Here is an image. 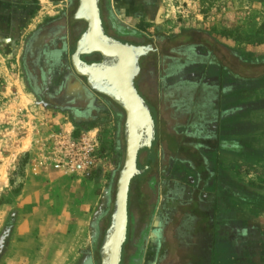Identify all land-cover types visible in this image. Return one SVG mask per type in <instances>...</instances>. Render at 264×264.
Masks as SVG:
<instances>
[{
  "label": "rangeland",
  "instance_id": "obj_1",
  "mask_svg": "<svg viewBox=\"0 0 264 264\" xmlns=\"http://www.w3.org/2000/svg\"><path fill=\"white\" fill-rule=\"evenodd\" d=\"M55 1L0 0V177L7 175V184L0 188V264H101L100 248L111 224L125 161V111L120 105L91 90L83 76L88 96L74 109L55 93L63 76L78 75L72 55L87 28L86 21L74 17L79 0ZM108 2L101 0L108 35L156 48L142 56L135 79L151 107L156 135L152 145L138 154L137 165L143 172L131 181L128 233L120 264H146L148 239L161 228L163 249L157 264H264V0H145L142 10L129 7L127 18L113 13ZM69 25L75 30L69 50L67 36L65 44L48 35L41 43V47L57 45L54 54L63 53L65 66L49 64L47 59L33 63L27 52L37 29L52 26L63 37ZM88 56L100 59L99 53ZM214 62L221 67L217 72L213 66L208 70L203 66ZM43 69L47 83L35 93L30 76H40ZM197 69L203 73H194ZM222 75L216 94L210 78ZM166 76L172 78L166 80ZM224 81L227 95L223 94ZM203 84H209L208 88ZM166 87L173 94L166 100L168 107L170 102L185 104L179 121L197 124L207 117L204 129L212 127L227 137L222 142L227 157L218 159L217 166L226 167L227 173L199 174L183 163L178 165L185 170L183 174L165 173L171 149L175 151L179 144L174 159L189 160L199 170L204 159L197 150L189 151L188 144L213 145L209 138L185 135L187 127L179 137L165 124L160 135V122L147 97L156 104ZM99 97L111 106L104 115ZM78 107L80 115L75 112ZM114 112L120 114L119 130L108 121ZM168 113L164 114L167 121ZM90 131L100 140L99 160L85 171L56 168L62 159L60 138H80ZM158 135L164 138L161 145ZM160 147L161 171L144 168L149 160L145 162L142 156L149 152L151 159ZM188 185L195 188V203L204 186L214 187L210 199L216 197L227 209L216 210L220 217L216 229L227 232V250L220 248L222 242L213 246L203 220L194 221V211L193 221L189 220L190 211L185 209L192 207L184 204L182 196ZM212 211L202 218L209 227ZM184 230L188 243L202 249L198 261L191 253L176 252L185 244L179 240ZM165 247L171 252L164 253Z\"/></svg>",
  "mask_w": 264,
  "mask_h": 264
},
{
  "label": "water",
  "instance_id": "obj_2",
  "mask_svg": "<svg viewBox=\"0 0 264 264\" xmlns=\"http://www.w3.org/2000/svg\"><path fill=\"white\" fill-rule=\"evenodd\" d=\"M74 17L87 22L72 55L74 71L85 77L91 90L109 97L125 111V161L117 181L111 224L100 248L101 264H120L128 233L130 185L132 179L143 172L137 165L138 154L152 145L156 135L151 107L135 82L141 69L140 58L154 48L123 42L108 35L100 0H79ZM92 53H99L101 60L89 63L82 59V55Z\"/></svg>",
  "mask_w": 264,
  "mask_h": 264
},
{
  "label": "crops",
  "instance_id": "obj_3",
  "mask_svg": "<svg viewBox=\"0 0 264 264\" xmlns=\"http://www.w3.org/2000/svg\"><path fill=\"white\" fill-rule=\"evenodd\" d=\"M56 1H58V0H56ZM144 2H145V0H109L108 3H110V8H111L113 13L117 14L121 18H127V16H129V14H130L129 7L138 8V6H140L138 10H142L141 6L144 5ZM203 66H206V68H207L206 70H208V68H210L209 66H213V68H214L213 71H216V72L219 71V69L221 68L219 66V64H216L215 62H214V65H212V64L210 65V64H206L205 63ZM200 70H202V69H200ZM193 72L194 73L198 72V75L203 73L202 71L200 72L199 69H197L196 71H193ZM223 76L224 75H222L220 77L219 76H214V77L210 78V80L212 82L213 89L215 90L216 94L220 92V86H221L220 83H221V80L223 79ZM171 78L172 77H170V76H168V77L166 76L165 77L166 80H169ZM225 78L226 77H224V80H225ZM203 86L204 87L207 86V88H208L209 84H205V85L203 84ZM223 87H224L223 94L227 95V84H225V81H224ZM170 89H169V87H166V89H164L166 91L163 90L161 92V94L159 93V98L155 99L156 100V104L152 103L150 101V99L146 96L147 100L155 108L157 119L160 122V127H159L160 135H164L162 133V131H163L162 126L164 127L165 124H168L169 126H171L172 130H170V131L171 132L174 131L176 136L179 135V137L181 136L179 132H184L183 129H185L187 127L186 129H188L189 132L186 130V132H188V133L185 134V135H187L189 137L193 136V137H197V138H201V137L209 138V139L213 140V145H210L208 143L201 144V143H198V142L196 143V142H193V141H190V143L188 144V149H190L189 151L197 150L198 154H200L201 159H204L203 168H201L200 170H199V168L197 169L196 167H193L192 164H191L192 162L189 161V160H188L189 162L188 161L179 162L181 160H175L174 159L175 158V154L174 153L177 150L179 151V149L181 147L180 144L178 145V147H176L175 151H174V149L169 148V149H171L173 151V153L170 155L171 157L169 159L171 160V162H169V165L167 166L168 170H166L165 173L166 174H170V173L183 174L185 170H182V168L178 167V165L182 166V164H180V163H183L184 166H189L188 167L189 170H195L199 174L200 173H209V174H214V175L218 174L220 176L223 173H227L226 172V170H227L226 167L221 166V165H220V168L217 167L219 165V163H220L218 159H220L221 157H227V151L222 149V142L227 141V137H225V138L221 137V135L218 133L217 130H212V127L210 128V130H209V128L208 129H204V128H207L205 126L206 123H204V121H206V122L208 121L207 117H203L202 119H200L201 121H198V123H201V126L203 125V127L200 128V129L195 127L196 125H198V123L195 124L194 122L185 121V120H184L185 122L179 121V115H181L182 114L181 112L183 111V109H185L184 108L185 104L184 103H179V102H170V105L168 107L169 102H167L166 100L169 99V97H171L173 95L169 91ZM206 92H208V89L206 90ZM99 99H101V101H102L101 102L102 106H103L102 115H104L105 113H107L106 112L107 111L106 108H110L111 106L108 105V102L106 100H104V99H102L100 97H99ZM219 99H220V97H219V94H218V96L216 95V100L218 101ZM219 109L220 108H218V110ZM168 110L170 111V113H168L169 121H167V119H164V114H166V112ZM114 113L109 114V115L107 114L108 115L107 117L109 118L108 121H109L110 124H113V125L117 124L116 128L119 130L120 114L118 112H114ZM191 126H192V128H190ZM179 129H181V130H179ZM216 129H218V128H216ZM209 132L211 134H209ZM160 135H158V137H159V143L161 145V143L164 142V138L162 136H160ZM184 145H186V144H184ZM154 155L155 156L151 157V159L147 158L149 156V152L145 153L142 156V160L145 159V162H147L149 160L148 161L149 163L147 162L148 164L146 163L144 168L148 167L149 169L159 170V172H160L161 171V166H162V162H161V159H162L161 147H160V150H159V154L154 153ZM213 159H214V161H213ZM176 161H178V162H176ZM217 178L213 179V184L215 183V179H217ZM207 187H210V186H207ZM207 187L204 186L202 188V190H200L199 197L197 198L196 203L192 202L194 200L192 198V194H193L195 188L192 187V186L189 187V185H188V188L183 187V191L185 192L182 195L184 197V199H185L184 204L187 205V207H189V206L192 207V208H190V210L188 208L185 209V211H188V212L190 211V216L191 217L193 215H195V214H193V211H194V213H196L194 221L197 222L200 219L199 222H201L203 220L204 224L207 227V230H205L204 232L206 233V231H207V233L210 234L209 237L213 238V242H212L214 244L213 246H215V248H216V244H217L216 242H218V244L222 242V244H224V245L221 246L220 248L223 251H225V250H227V232H226V234H222V230L221 229H219V230L216 229V227H218L220 225L219 224V220H220L219 213H217L216 210L218 209V210L223 211V210H227V209L222 207V202L221 201L220 202L217 201L219 203V208H218V206L216 207V205H217L216 197H214L213 199H210V198H212V195L213 196L215 195V192L211 191V190H213L212 188H214V187H210V188H207ZM203 193H207V195L205 196ZM209 202L211 203V205H209ZM223 202H225V201H223ZM192 205H194V206H192ZM211 209L213 211H212V217H211V227H209L210 224H208V222L206 221L205 218L204 219H202V218L205 217L206 214ZM199 214H203V215L199 216ZM220 214L222 216L221 212H220ZM185 217H186V219L188 218L187 215H185ZM198 217H199V219H198ZM160 218H161V216H160ZM189 220L193 221V217L191 219H189ZM167 224H168V222H167ZM185 232L186 231L184 230L179 235V240L184 242L185 244L183 246H182L183 243L180 244L181 245L180 247H182V249L181 250H177L176 252L180 251V253H181L183 251L182 253H186V254L191 253L192 255H194V257L198 261V260H200V259H198V254H200V252H202V249L200 247L198 248V246L194 248L193 245H190L188 243V241H187L188 240L187 238H189V236ZM157 233H153V235H150V237L148 239V244H147L146 252H145L146 253L145 257H146V262H147L146 264H157L156 263L157 259L159 258V255L161 254V250L163 249V246H162V242H163V240H162L163 234L162 233H163V230H162V228ZM207 233H206V235H207ZM219 246H220V244H219ZM209 247L210 246H208V248ZM164 250H165V251H163L164 253L171 252V249L169 250L167 247H165ZM210 257H211V260H212V256L211 255H210ZM223 264H227V261H224Z\"/></svg>",
  "mask_w": 264,
  "mask_h": 264
},
{
  "label": "flooded vegetation",
  "instance_id": "obj_4",
  "mask_svg": "<svg viewBox=\"0 0 264 264\" xmlns=\"http://www.w3.org/2000/svg\"><path fill=\"white\" fill-rule=\"evenodd\" d=\"M73 27L74 26H72V25L70 27H67V29H66L67 34L64 33L63 37L61 36L62 34H60L61 32H59L61 30L55 31L52 26L38 28L37 31L34 33V35H32V37H31V40H30L31 41V43H30L31 49L27 52L28 55H31L33 63L35 61H36V63L37 62L44 63L48 60L47 62H49V64H54V65L58 64V65H63V67H64L66 59L64 60L65 57L62 55L63 53L60 52L57 55L54 54L55 46H57V45L50 44L49 46H46V47L42 46L43 49H41L39 52H38V49L42 48L41 43H42L43 39L48 35L49 37L51 36V38H55V39L59 40V42H62V44H65L63 42H65L64 38H66V36H67L68 43H66V45H67L68 50H69L70 49L69 45L72 41L71 37L75 31L73 29ZM106 32L108 33V31H106ZM112 37L116 38L115 36H112ZM128 43H130V42H128ZM150 52H156V48H154L152 51H149L148 53H150ZM45 59H47V60H45ZM82 59L89 62V63L90 62H98L101 60V55H100V59H97V58L93 59V58H90L88 55H82ZM39 75L40 76H35L36 78H32V76H30V78L32 79L31 80L32 86H33L35 93H38L37 91H39L40 85L42 84L44 86L47 83V79H48V77H46V75L44 73V69ZM63 77H64L63 81L60 84V86L58 87L59 91H56L55 93H56V95L58 94V98H62V99L64 98L65 101H67L68 103H71L72 108L70 107V109H74L73 107H77L78 105L81 104L82 101L83 102L86 101L85 99L88 96V89L84 85L82 77L79 75H76V77H73V76H69V73H68V75L63 76ZM43 91L46 94H49L51 92V91H48L46 89H44ZM55 93L51 92V94H53V96H56ZM44 101L47 105H53V107H56V108L61 107L62 108V106L58 103L51 104V102H49V101H46V100H44ZM48 103H50V104H48ZM75 112L78 115H80L81 108L78 107V111H75Z\"/></svg>",
  "mask_w": 264,
  "mask_h": 264
},
{
  "label": "built area",
  "instance_id": "obj_5",
  "mask_svg": "<svg viewBox=\"0 0 264 264\" xmlns=\"http://www.w3.org/2000/svg\"><path fill=\"white\" fill-rule=\"evenodd\" d=\"M90 134L91 131L80 138L62 136L59 146L62 159L57 161L55 167L65 166L70 171H85L92 167L99 160L98 153L101 152V147L98 135Z\"/></svg>",
  "mask_w": 264,
  "mask_h": 264
},
{
  "label": "bare ground",
  "instance_id": "obj_6",
  "mask_svg": "<svg viewBox=\"0 0 264 264\" xmlns=\"http://www.w3.org/2000/svg\"><path fill=\"white\" fill-rule=\"evenodd\" d=\"M6 184H7V175L6 173H3V175L0 177V188H2Z\"/></svg>",
  "mask_w": 264,
  "mask_h": 264
},
{
  "label": "trees",
  "instance_id": "obj_7",
  "mask_svg": "<svg viewBox=\"0 0 264 264\" xmlns=\"http://www.w3.org/2000/svg\"><path fill=\"white\" fill-rule=\"evenodd\" d=\"M100 8H101V0H100ZM101 14H102V11H101ZM104 23V22H103ZM106 31V30H105ZM107 33V32H106ZM136 82V81H135ZM137 86V84H136ZM137 89H138V86H137ZM139 91V90H138ZM140 92V91H139ZM80 122V121H79ZM85 128V127H84ZM86 129V128H85Z\"/></svg>",
  "mask_w": 264,
  "mask_h": 264
}]
</instances>
